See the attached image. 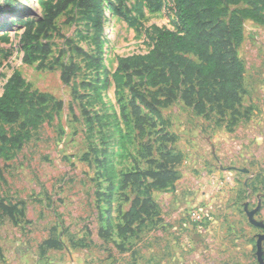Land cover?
<instances>
[{
  "label": "rangeland",
  "instance_id": "1",
  "mask_svg": "<svg viewBox=\"0 0 264 264\" xmlns=\"http://www.w3.org/2000/svg\"><path fill=\"white\" fill-rule=\"evenodd\" d=\"M48 1L55 0L40 3ZM161 4L154 11L145 0H126L128 19L106 6L100 42L94 16L71 6L55 21L51 37L37 42L50 44L52 53L38 54L33 64L26 65L21 36L25 24L38 23L44 10L36 6V0H0V97L19 72L24 94L49 98L44 106L22 107L25 115L16 124L0 120L1 134L19 138L17 142L0 140V202L19 205L25 213L17 221L0 213V264H259L257 235L264 233L249 224L242 208L241 223L232 214L225 218L219 213L210 219L202 211L201 222H190L175 214L168 218L164 212L160 221L155 219L126 240L119 239L116 231L107 240L99 236L109 217L114 226L121 224L122 214L130 208L119 192L123 176L151 167L138 157L142 147L150 142L154 157L159 158L160 122L148 128L150 135L141 140L131 116L128 122L122 117L123 108L130 113L129 89L115 85L111 76L120 58L151 53L155 28L175 29L172 2L161 0ZM244 32L238 49L246 67L244 103L254 109L250 119L254 122L244 127L249 134L252 130L263 135L264 26L246 23ZM98 59L100 67L94 62ZM71 64L78 70L65 85L63 66ZM58 102L63 103L61 109ZM162 114L169 122L175 120L176 131L183 121L192 120V111L181 100ZM218 118L215 113L210 117ZM164 130L171 133L170 126ZM261 161L256 185L264 194V158ZM123 194L133 199L136 192L128 189ZM248 198L252 209L257 207L255 195ZM157 201L166 205L162 197ZM256 218L264 221V205ZM50 238L63 247L42 254V244Z\"/></svg>",
  "mask_w": 264,
  "mask_h": 264
},
{
  "label": "trees",
  "instance_id": "2",
  "mask_svg": "<svg viewBox=\"0 0 264 264\" xmlns=\"http://www.w3.org/2000/svg\"><path fill=\"white\" fill-rule=\"evenodd\" d=\"M145 1L154 7V11L162 8L161 0ZM169 1L173 4L175 29L155 28V42L151 53L148 56L120 58L118 67L111 76L115 85L129 89L130 113L127 114V107L123 108L122 117L128 122V115L131 116L138 137L141 140L148 137V128H156L157 120L162 128L159 131L161 138L156 140L161 143L157 150L159 158L154 157L155 150L149 142L139 151L138 157L146 160L151 167L147 170L137 169L123 176L119 192L122 193L123 201L130 203V208L122 214L121 224L114 226L109 217L107 228L99 230V236L105 240L111 238L114 231L119 239L126 240L155 219L160 221L161 211L154 193L173 187L180 179L177 168L182 164L184 155L175 150L177 136L164 130V127L170 126V122L165 120L162 110L181 100L196 116L210 119L215 113L219 117L216 123L225 122L230 132H233L240 120H249L251 117V107L245 108L244 112L242 110L243 97L246 95V67L238 49L244 42L246 21L264 26V0ZM125 2L126 0H55L40 3L39 0L44 14L38 23H26L21 36L23 62L31 65L37 60L38 54L47 57L52 53L50 44L40 46L37 42L41 37H51L55 21L71 6L94 16L96 36L99 39L104 34L102 21L106 6L109 9L116 8L118 15L128 19L129 10ZM77 52L85 54L81 49H77ZM94 62L101 66L100 59ZM77 70L75 64L63 66L62 82L69 85ZM23 85L24 80L17 72L4 88L0 97V120L5 124L20 122L25 115L22 107L34 108L49 102L48 96L24 94ZM62 106V102L57 103L59 109ZM23 128L25 125L22 124ZM0 140L3 143L17 142L19 138L10 139L0 133ZM87 159L86 156L85 160ZM0 175H3L1 170ZM109 189L113 191L114 187L110 186ZM128 189L136 192L133 199L123 194ZM105 197L111 205L112 196ZM0 213L13 221L25 216L19 205L4 202H0ZM107 213L111 215V210ZM62 247L60 241L50 238L42 244V254L49 250H61Z\"/></svg>",
  "mask_w": 264,
  "mask_h": 264
},
{
  "label": "crops",
  "instance_id": "3",
  "mask_svg": "<svg viewBox=\"0 0 264 264\" xmlns=\"http://www.w3.org/2000/svg\"><path fill=\"white\" fill-rule=\"evenodd\" d=\"M251 22L253 21H246L244 28L246 23ZM244 98L242 110L246 106ZM248 107L251 106H246ZM251 109L253 113L254 109ZM191 111L192 120L188 118L183 121L178 131H176L175 120H170V132L178 138L175 147L183 153L184 160L177 168L180 179L174 186L163 192L154 193L161 217H165L163 214L166 212L168 218L175 214L174 217L178 215L179 219H183L182 221L191 222L192 212L202 214L204 211L209 214L210 219L219 213H223L225 218L226 215L232 214L234 215L232 219H237L241 223L243 221L241 208L245 215L246 206L250 211L257 208L252 209L248 196L255 195L258 204L262 201V207L264 205V194L257 189L259 186L256 185L263 167L261 160L264 158V124L263 135L252 130L249 134L244 125L254 122L253 119L250 121L251 116L249 120H240L233 132H230L225 122L217 124V120L212 121V119L196 116L193 110ZM254 162L256 164H253ZM250 165L255 167L250 168ZM161 197L166 205H161L157 201ZM247 221L249 222L248 217ZM223 224H225L224 221ZM185 237H187L186 234L182 239L184 240Z\"/></svg>",
  "mask_w": 264,
  "mask_h": 264
},
{
  "label": "water",
  "instance_id": "4",
  "mask_svg": "<svg viewBox=\"0 0 264 264\" xmlns=\"http://www.w3.org/2000/svg\"><path fill=\"white\" fill-rule=\"evenodd\" d=\"M262 201L259 202L256 209L250 211L248 206L245 207L246 215L249 219V222L254 227L264 231V222L256 220L257 213L261 210ZM256 256L259 264H264V234H260L257 236L256 243Z\"/></svg>",
  "mask_w": 264,
  "mask_h": 264
},
{
  "label": "built area",
  "instance_id": "5",
  "mask_svg": "<svg viewBox=\"0 0 264 264\" xmlns=\"http://www.w3.org/2000/svg\"><path fill=\"white\" fill-rule=\"evenodd\" d=\"M191 218L195 222H201V220H202V214L200 212H192L191 213Z\"/></svg>",
  "mask_w": 264,
  "mask_h": 264
},
{
  "label": "bare ground",
  "instance_id": "6",
  "mask_svg": "<svg viewBox=\"0 0 264 264\" xmlns=\"http://www.w3.org/2000/svg\"><path fill=\"white\" fill-rule=\"evenodd\" d=\"M36 4H37L36 6H39V0H36ZM11 21H12V20H11Z\"/></svg>",
  "mask_w": 264,
  "mask_h": 264
},
{
  "label": "flooded vegetation",
  "instance_id": "7",
  "mask_svg": "<svg viewBox=\"0 0 264 264\" xmlns=\"http://www.w3.org/2000/svg\"><path fill=\"white\" fill-rule=\"evenodd\" d=\"M263 233H264V231H263Z\"/></svg>",
  "mask_w": 264,
  "mask_h": 264
}]
</instances>
